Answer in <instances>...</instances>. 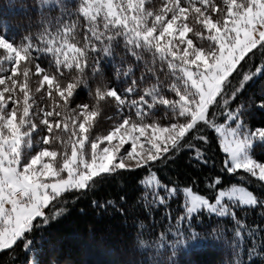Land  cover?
<instances>
[{
	"label": "snow or ice",
	"instance_id": "1",
	"mask_svg": "<svg viewBox=\"0 0 264 264\" xmlns=\"http://www.w3.org/2000/svg\"><path fill=\"white\" fill-rule=\"evenodd\" d=\"M32 10L38 19L19 38L0 26V253L33 254L35 234L67 211L65 194L143 170L140 199L164 206L168 220L154 246L171 253L156 264H176L200 239L187 233L205 214L235 225L231 240L218 228L213 240L239 257L247 236L249 260L264 259L260 227L237 218L238 210H264V191L254 194L238 175L264 182V162L254 158L264 127L247 122L264 102H241L249 83L264 78V0H37ZM213 140L224 157L203 180L211 196L196 179L162 182L158 171L182 151L207 164ZM226 175L236 182L228 186ZM181 197L173 221L167 207Z\"/></svg>",
	"mask_w": 264,
	"mask_h": 264
},
{
	"label": "trees",
	"instance_id": "2",
	"mask_svg": "<svg viewBox=\"0 0 264 264\" xmlns=\"http://www.w3.org/2000/svg\"><path fill=\"white\" fill-rule=\"evenodd\" d=\"M36 2L37 0H0V26H9L8 34H15L19 38L28 24L38 19L32 10ZM256 62L258 63V58ZM113 73L112 65H107L106 77L111 78ZM86 99L85 90L81 100ZM250 100L257 105L264 102V78L258 76L246 87L241 102L248 103ZM247 122L252 127H264V109L251 108ZM214 136L215 133L209 132L210 139ZM190 157V152L182 151L175 157L174 162L158 171V176L164 183L179 182L182 186L191 185L192 179H196L199 193L211 196L212 193L204 187L203 180L205 177L211 179L219 172L224 154L213 140L210 151L207 152V164ZM254 158L264 162V144L256 145ZM144 174L143 170L125 171L120 175L108 177L95 192L86 195L65 194L68 200L67 211L35 234V252L26 254L20 248L14 252L5 251L0 253V264H26V261L30 264L32 260L35 264L37 260L39 264H156L157 261L167 260L171 250H168V255H164L163 248L157 250L154 246L158 234L168 228L166 209L164 206H146L140 199L144 189L139 181ZM238 175L247 178L254 194L264 191V188L258 186L264 182L257 181L243 172ZM224 179L229 181L228 186L236 182L235 176L226 175ZM75 196H79V199H75ZM121 196L124 197L123 200L120 199ZM93 200L97 201L96 205H93ZM108 200L115 203L106 205ZM181 202L182 197L171 200L168 204L167 211L171 213L173 221L182 211L179 207ZM261 211L264 210L258 207L237 211V218L249 228L260 227L261 230L255 237L258 243L264 238V216ZM213 228L221 231L226 229L224 239L231 240L235 225L231 218L218 220L217 217H208L207 214L201 216L187 233H199L200 239L191 242L189 247L172 258L176 264H228L229 261L235 264L237 259L241 260L242 264H264V259L260 257L254 256L249 260L248 249L252 246V240L247 236L240 256L236 257L223 239L211 238ZM139 240H144L147 247L142 248Z\"/></svg>",
	"mask_w": 264,
	"mask_h": 264
},
{
	"label": "rangeland",
	"instance_id": "3",
	"mask_svg": "<svg viewBox=\"0 0 264 264\" xmlns=\"http://www.w3.org/2000/svg\"><path fill=\"white\" fill-rule=\"evenodd\" d=\"M107 124H108V122L107 121H105L104 122V127H107ZM103 131V128H101V132ZM125 147H128L127 145L125 146ZM241 186H245V185H241ZM201 194V193H200ZM161 195H163V193H161ZM204 195V194H203ZM30 264H35V261L34 260H32L31 262H30Z\"/></svg>",
	"mask_w": 264,
	"mask_h": 264
}]
</instances>
